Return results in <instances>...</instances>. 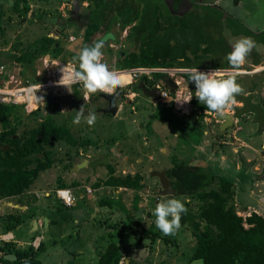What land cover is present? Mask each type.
Wrapping results in <instances>:
<instances>
[{"label": "rangeland", "instance_id": "1", "mask_svg": "<svg viewBox=\"0 0 264 264\" xmlns=\"http://www.w3.org/2000/svg\"><path fill=\"white\" fill-rule=\"evenodd\" d=\"M93 2L94 0H0V65L5 66V74L3 76L0 74V85L7 89L27 85L35 88L37 81L42 82L40 83L41 90L37 92V95L43 96L44 101L37 102L33 98L31 101L28 92L25 101L27 107L29 109L39 107L45 114L51 110L55 121L67 125L76 138L91 142L89 145L79 144L76 147L56 144L54 166L41 173L36 180L37 184L45 185L46 183V185L24 192L23 201L18 197L0 201V214H4L6 218L8 216L24 217L32 207H35L36 214L38 211L39 215L41 213L48 215L53 211L63 223L62 227H50L49 232L44 233L42 240L45 247L37 254L42 264L94 263L107 244L109 230L117 234L120 232L119 227L110 228L108 225L117 220L127 221L129 219L127 222L131 224L133 230L136 229L133 222H138L137 231L140 232L143 226L148 227L152 221L154 222L153 210L158 202L165 199L164 197L170 196L168 198L179 199L181 202L188 200L196 211L200 202L191 195L176 193L160 195L159 190L162 187L154 172L165 169V175H167V170L172 166L174 158L192 166L200 165L199 162L193 161V158L198 159L201 156L200 160L206 161L210 149L206 145L200 149L195 147L197 135L200 136V134L195 131L194 126L200 125L203 121L212 128L215 121L219 120L217 112L210 110L202 112L194 107L191 101L182 105L176 101L188 95L190 91H195V87H191L192 82L188 81L185 75L186 71H183L185 69L165 73L173 80H180L181 83L166 99L159 98V100H154L141 89H134L140 78L132 80L127 74L128 76L124 77L130 83L122 88L124 95L121 94L117 99L120 109L114 115L99 110L107 106V101L97 98L98 94L92 95L89 101L84 102L83 87H81V97L75 98L72 93L73 85L70 86L71 92L64 86L55 85L53 72L56 63L62 61L63 56L72 59L71 53L77 55L84 44L82 37L84 27L78 26L74 15L79 12L87 14ZM156 3H159V6L163 5L162 7L167 6L173 14H183L185 10H189L185 14L187 20L201 24L199 32L204 36H211L207 44L200 45L198 56H191L190 66L201 69L223 67L227 54L232 50V43L240 37H251L256 42L255 48L246 59L250 57L256 59L259 56L258 52L264 48V42H258L259 39L264 38V0H238V2L237 0L236 2L232 0H188L178 3L174 0H157ZM128 30L129 26L121 30L120 26L115 24L111 31L117 33V38L109 39V48L117 52L120 48L126 47L122 42ZM105 33L103 26L93 38L101 39ZM45 34L56 37L64 48L61 55L57 58H51L49 55L39 57L35 61L34 69L18 63L16 57L26 49L28 43ZM224 45L227 48L225 53L220 50ZM206 46L212 51H205ZM114 55L115 53L112 55L104 53L103 58L114 62ZM69 63L77 67L75 62ZM247 66L249 65L239 70L236 81L244 89L240 95L245 96L246 89L254 90L253 93L248 92V98L254 104V108L251 111H247V107L239 110V113H242V120L238 122V125L241 123L243 125L245 119L250 117L251 121H258L257 126H264V69H257L260 66ZM213 71L217 76L227 74H221V70ZM228 71L233 73L234 70L229 69ZM146 76L153 78L151 74ZM238 96H236L235 105L226 108L224 112L237 114V107H240ZM250 101H246V104ZM81 106H83L85 116L90 111L95 112L97 119L94 126L89 127L84 120L79 125L73 124L76 110H79ZM172 112L178 114L180 118ZM22 128L23 126L20 129ZM213 128L215 129L214 137L221 140L234 139V125L226 127L221 132L217 127ZM165 139L167 145L164 143ZM168 144L172 145V149ZM162 149L166 150L162 151ZM259 152H262V148ZM83 161H86V164L78 168L77 172H70V169H66L70 163L78 164ZM218 165L220 164L213 159L209 161L206 169L212 173L217 172V175L227 179H235L234 172L225 175ZM110 168H113V173L110 172ZM136 172H141L144 176L145 187L141 191L133 189L121 191L119 188L115 189L103 184L111 175L124 176ZM58 177H63L76 197L72 207H64L56 196ZM246 180L242 178L240 184L237 182V190L244 189ZM74 181H77L78 185H72ZM48 182H50L49 185H47ZM96 183L100 185L96 187ZM212 186L216 187L214 184ZM109 201L111 202L108 203ZM234 203H238L235 195ZM135 206L145 210L144 219L137 218L140 213ZM54 207L55 209L52 210ZM239 210H237L238 214L243 217L252 212ZM0 222L2 226L5 225L2 217ZM30 223L31 220H28V228L31 226ZM12 232L15 236V243L22 241L26 244L25 246L32 243L36 249L42 241L40 240L41 235L35 236L32 240V235H29L23 227H16ZM2 233L3 230L0 235ZM169 238H176L180 247H175V244L171 243L166 245L163 239H158L151 249L148 247V240L144 247H139L137 236L133 234L124 236L129 247L122 250L123 258L120 264H127L130 259L131 264H200L199 260L190 259L194 242L192 234L186 227H181L175 235H170ZM78 250H81L79 254ZM168 253H171L172 257L166 261L164 258Z\"/></svg>", "mask_w": 264, "mask_h": 264}, {"label": "trees", "instance_id": "2", "mask_svg": "<svg viewBox=\"0 0 264 264\" xmlns=\"http://www.w3.org/2000/svg\"><path fill=\"white\" fill-rule=\"evenodd\" d=\"M156 1L94 0L87 14L79 12L74 15L78 26L84 27L82 48L103 39L107 34L113 37L110 40L116 39L117 33L111 29L118 24L121 30L129 26L122 42L126 47L114 52L109 48V40H107L102 49L103 53L109 55L115 53L117 70L137 67L192 68L193 66L189 65L191 56L197 57L200 45L207 44L211 36H204L199 32L201 24L187 20L185 14L189 10H185L183 14H173L167 6H159ZM174 1L178 3L182 0ZM103 26L106 30L104 37L94 39V34ZM63 50L55 36L45 34L28 43L26 49L16 57V61L24 67L34 69L35 61L39 57L49 55L51 58H57ZM204 50L212 51L207 46ZM220 50L225 53L226 45ZM71 56L72 59L63 56L62 61L74 62L77 55L71 53ZM211 68L234 70L227 60L223 67ZM197 69L201 68L197 67ZM151 75L153 78L142 75L134 89H140V82L148 88L154 87L156 82L162 84L165 76L163 73L152 72ZM37 83L42 82L37 81ZM246 91L253 93L254 90ZM72 93L75 98L81 97V86L74 84ZM121 94L124 95L123 89ZM96 97L99 96L96 95ZM238 97L239 101H245V96ZM191 104L202 112L208 110L198 103L195 96L192 97ZM252 107L254 108V104ZM55 110L57 111V106ZM22 126L23 128L20 129ZM58 143L69 147L91 144L88 140L76 138L67 125L55 121L51 110L45 114L39 107L29 109L26 103L0 102V201L26 192L41 172L53 167L56 162L55 146ZM72 165L73 163L68 164L66 169H71ZM112 171L113 168H110L111 173ZM166 176L175 189L174 193L191 195L200 202L195 211L188 200L183 201L187 212L181 216V227H186L192 234L194 242L190 257L192 261L199 260L200 264H264V217L256 212H251L245 217L238 214L234 203V184L231 180L209 172L205 167L192 166L179 161L178 158H174ZM143 180L144 176L136 172L124 176L111 175L103 184L115 189L122 187L141 191L145 187ZM213 184L216 187H213ZM57 185L58 188L70 186L63 177L57 178ZM72 185H78V182L74 181ZM99 185L100 183H96L95 186ZM168 197L170 196L164 198ZM34 208L32 207L24 217L8 216L5 231H11L17 225L26 223L34 216ZM122 220L108 225L110 228L119 227L120 232L117 234L109 230L107 244L99 253L97 261L92 264H120L123 258L122 250L129 247L124 236L131 234L138 237L137 246L139 247H144L148 240V247L151 249L158 239H163L166 245L171 243L175 244V247H180L176 238L170 239V235H163L154 222L148 227L143 226L139 232L137 231L138 222H133L136 226L133 230L131 224L127 222L129 219ZM127 230L130 232L127 233ZM35 236V234L31 236L32 240ZM44 247L43 241L36 249L30 244L21 248L17 247L15 242H4L0 244V262L42 264L37 254ZM9 253L15 254L16 258L13 261L4 258ZM170 254L168 253L164 260L170 259L172 257ZM130 261L132 262L131 259Z\"/></svg>", "mask_w": 264, "mask_h": 264}, {"label": "clouds", "instance_id": "3", "mask_svg": "<svg viewBox=\"0 0 264 264\" xmlns=\"http://www.w3.org/2000/svg\"><path fill=\"white\" fill-rule=\"evenodd\" d=\"M112 38L111 34H107L103 39L94 42L92 45L81 48L74 58V62L78 67L67 71L62 67V76L57 83L64 86L69 92H71V85H82L84 89V102L89 101L92 95L99 93L114 95L117 89L126 87L130 81L120 73L110 69L103 62L104 53L102 49L105 47L106 41ZM255 46L256 42L251 37H240L232 43V50L227 54L226 59L231 68L235 70L233 73L217 76L215 71L204 72L197 69V67L187 69L185 74L188 77V81L194 84L195 91H190L188 95L176 101L181 105L186 104L195 96L198 103L204 105L208 110L221 114L226 108L235 105L236 96L242 94L244 91L242 86L237 83L236 75L239 74V70L245 64L246 58ZM215 70L228 71L225 69ZM40 90V83L35 88L29 89V94L37 102L39 100L44 101L43 96L37 95V92ZM96 119V114L92 111L85 116L83 106H81L79 110H76L72 122L79 125L84 120L91 127L94 126ZM186 212L187 208L184 202L175 198H165L158 202L153 210L155 226L164 235H175L181 228V216Z\"/></svg>", "mask_w": 264, "mask_h": 264}, {"label": "crops", "instance_id": "4", "mask_svg": "<svg viewBox=\"0 0 264 264\" xmlns=\"http://www.w3.org/2000/svg\"><path fill=\"white\" fill-rule=\"evenodd\" d=\"M183 1H188V0H182L181 2H183ZM232 1L236 2V0H232ZM237 2H238V0H237ZM262 41L264 42L263 37L258 40V42H262ZM257 55H259V56L256 59H251V57L249 59H246V62L243 66L244 67H246V65H249L247 67L260 66L257 69H259V70L264 69L263 68V65H264V48L261 49ZM243 66H242V68H243ZM155 69H157V68H155ZM177 70H181V69H177ZM185 70H183V71H185ZM249 71H251V70H249ZM129 77H130L129 79H132L131 76H129ZM174 81L176 83V86L174 89H176L179 87V84L181 83V81L180 80L179 81L174 80ZM156 83L161 84L160 82H156ZM192 84L193 83H191V86H192ZM246 90H248V89H246ZM245 93H246L245 101L244 102L238 101V105L240 104L241 108L237 107V114L234 115L232 113L227 112L233 117V124L232 125H234V127H235V130L233 131L234 132V135H233L234 139L221 140L220 138H217L216 136L214 137L215 129L213 127H217L220 132L224 131L226 129V128L224 130L220 129V123L222 121L219 119V117H218L219 120L215 121L212 128L210 125L207 126L206 122L202 121V123L200 125L194 126L195 131L200 134V136L197 135V141H196L195 147L198 149L203 148L204 145L209 147L210 150L207 153V155H209V157L206 159V161L203 159L200 160L201 156L198 159L193 158L192 160L199 162V164H200V165L198 164L199 166L208 168L207 164L209 163V161L214 159L220 164V165H218L219 169L225 175L227 173L234 172L235 173V179H229V180H231L234 184V189H235L234 195L236 196L237 201H238L237 204L235 203V208H237V210H239V208H240L241 212H247V211L256 212L257 214L264 217V149H263L264 148V126L263 125L257 126L256 123L258 121H256V120L251 121L250 117L245 119V122L243 125H242V123L238 125V122L240 120H242V118H241L242 113H239V110L242 108L244 109L245 107H247V111H251V109H253V107H252L253 103H251L250 99L248 98V95H249L248 91H246ZM170 94H172V93H170ZM98 98H101V97H98ZM246 101H250V102L248 104H246ZM119 109H120V107L118 106L117 112L119 111ZM172 114L175 115L176 117L180 118V116H178V114H175V112H172ZM204 121H205V119H204ZM164 143L165 144L167 143L166 139H165ZM168 145L172 149V147H171L172 145H170V144H168ZM159 148H163V147H159ZM260 148H262V152H259ZM165 150L166 149H162V151H165ZM150 157H151V155H150ZM239 157H240L241 161L239 160ZM221 164H224L225 166L221 165ZM257 170H259L260 172H254ZM213 172H215V171H213ZM41 173H43V172H41ZM139 173H141V172H139ZM215 173L217 174V172H215ZM40 174H39V176H40ZM39 176L37 178H39ZM242 178H246L247 180H249V182H247V180H246V184H245V186H243L244 189L239 188V190H237V188H236V186L238 187L237 182H239V184H240L242 181ZM36 180L33 183L32 187L29 189V191L34 190L36 188H42L43 186L46 185V183H45V185L37 184ZM49 183L50 182H48L47 185H49ZM119 189H121V191L122 190H128V189L122 188V187H119ZM23 195H24V193L21 195L12 196L9 198L15 199L13 197H18V199L20 198V200L23 201V199L25 198ZM79 195L81 196V193ZM53 209H55V207L52 208V210ZM135 209L140 213V215H138L137 218L140 219L141 217H145L144 216L145 210L143 208H137V206H135ZM24 213H26V212H24ZM27 214L28 213H26L25 215H27ZM0 215L3 218V220L5 221L4 226H2L1 222H0V225H1L0 226V232L3 230V233L0 235V244L2 245L4 242H14L15 236H14V233L12 232V230L6 232L4 229L6 226V222H7L6 217L2 213ZM117 215H118V213L115 215V217H117ZM43 217L48 218V222L46 224L44 222ZM34 219H36V221H37L36 225L33 224ZM29 220H31V223H30L31 226H29V228H28L27 222L21 223V224L17 225L16 227H19V228L23 227L26 231H28L29 235L35 234L36 237L41 235L42 238L40 240L43 239L44 233L49 232L48 230L50 227L60 228L63 225V223L60 221L58 216L55 213H53V211L51 214H48V215H46V214L43 215V213H41V215H39V212L37 211V214H36V211H35L34 216ZM100 224H102V223H100ZM7 234H8V236H10V238L7 240H4L3 237ZM89 240H90V238H89ZM42 241H40V242H42ZM24 244L25 243L22 241L16 242L17 247L23 248L26 245V244L25 245ZM28 244H27V246H28ZM30 245L33 246L32 243H30ZM80 252H81V250L77 251L78 254ZM126 259H128V258H126ZM128 262L129 263H127V264H131L130 260H128Z\"/></svg>", "mask_w": 264, "mask_h": 264}, {"label": "built area", "instance_id": "5", "mask_svg": "<svg viewBox=\"0 0 264 264\" xmlns=\"http://www.w3.org/2000/svg\"><path fill=\"white\" fill-rule=\"evenodd\" d=\"M103 62H105L112 70H114L118 73L124 72L125 74H128L129 76H131L132 80H138L142 75H150L152 72H161V73L165 74L167 72H176V70H177V69H173V68H159V69L157 68V69H155V68H145V67H137V68H132V69H128V70H117L115 67V61L111 62L110 60H108V59L106 60L103 58ZM62 67H64V70L67 71V70H70L76 66L72 63H69V62H62V61L57 62L55 70L53 72V78H54L53 82L55 85H60L57 82L60 80V78L62 76V72H61ZM213 70H215V69H200V71H204V72H209V71H213ZM221 71H222L221 74L230 73L229 71L228 72H226L224 70H221ZM4 73H5L4 72V66L0 65V74L3 75ZM60 86H62V85H60ZM80 86L83 87L82 85H80ZM155 87L160 92V98L166 99L169 96L168 91L166 89L162 88L159 83H156ZM30 88H34V87H29L27 85L25 87L7 89V88H4L3 86L0 85V102L16 103V104L23 103L26 101V98L28 97V89H30ZM71 191L72 190L68 187L57 188L55 190V193H56L58 200L65 207L72 206L75 203L76 197H75V195H73V193ZM9 238H10V236H7V237L4 236L3 237L4 240H7Z\"/></svg>", "mask_w": 264, "mask_h": 264}, {"label": "water", "instance_id": "6", "mask_svg": "<svg viewBox=\"0 0 264 264\" xmlns=\"http://www.w3.org/2000/svg\"><path fill=\"white\" fill-rule=\"evenodd\" d=\"M234 71H232V72H234ZM226 72H228V71H226ZM229 72H231V71H229ZM162 80H163L164 87L167 88L171 93H173L174 88L176 86L175 81L169 75L164 76V78ZM139 88L145 94L152 96V98L154 100H159L160 92L156 87L148 88L143 82H140ZM98 95L107 101V106L104 108H100L99 110L103 113H109V114L114 115L118 109L117 99L120 98V96H121V89H117V92L114 95H107L104 93H99ZM218 117L222 121L220 123V129L221 130H224L226 127L231 126L233 124V117L227 112H223L222 114L218 113ZM85 164H86V161H83V162L78 163V164H73L71 169H70V172H77L78 168H81ZM154 174L159 178V182H160L161 187H162L161 190H159L160 195L166 196V195L173 194L175 192V189L172 187L170 180L165 175V169H163L161 171H155ZM36 222H37L36 219H34L33 224L36 225ZM44 222H45V224L48 222L47 217L44 218ZM4 258L9 260V261H13L16 258V256H15V254L9 253V254H6L4 256Z\"/></svg>", "mask_w": 264, "mask_h": 264}, {"label": "flooded vegetation", "instance_id": "7", "mask_svg": "<svg viewBox=\"0 0 264 264\" xmlns=\"http://www.w3.org/2000/svg\"><path fill=\"white\" fill-rule=\"evenodd\" d=\"M160 85H162L163 87H162V86H161V87H162V88H164V89H166V90L168 91V94H170V93H171V92H170V91H169L167 88H165V87H164V84H163V82H162V84H160ZM192 85H193V87H192V88H194V84H192ZM154 86H155V85H154Z\"/></svg>", "mask_w": 264, "mask_h": 264}, {"label": "bare ground", "instance_id": "8", "mask_svg": "<svg viewBox=\"0 0 264 264\" xmlns=\"http://www.w3.org/2000/svg\"><path fill=\"white\" fill-rule=\"evenodd\" d=\"M120 74L123 75V76H128V75L125 74L124 72H120ZM30 97H31V101H33V100H32V98H33L32 95H30Z\"/></svg>", "mask_w": 264, "mask_h": 264}]
</instances>
